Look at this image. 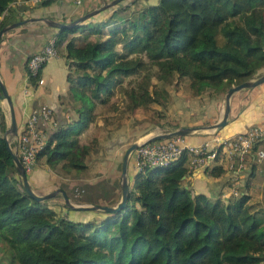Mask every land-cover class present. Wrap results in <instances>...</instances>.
Here are the masks:
<instances>
[{
    "label": "trees",
    "instance_id": "trees-1",
    "mask_svg": "<svg viewBox=\"0 0 264 264\" xmlns=\"http://www.w3.org/2000/svg\"><path fill=\"white\" fill-rule=\"evenodd\" d=\"M10 1L0 0V27ZM121 1L101 18L54 32L67 68L66 101L76 116L44 127L35 157L64 171L85 166L89 147L78 135L93 121L95 104L105 103L124 77L133 81L122 87L125 105L133 108L164 103L166 88L147 85L152 65L156 78L187 77L197 92L225 90L264 65V0ZM4 127L0 110V240L18 264H264V205L247 202L244 192L221 202L190 192L180 184L185 152L165 167L129 174L126 201L117 210L72 208L60 192L57 208L52 197L37 200L21 189ZM101 184H76L84 190L79 201L97 203L100 196L110 204L114 184L101 186L99 195L88 192Z\"/></svg>",
    "mask_w": 264,
    "mask_h": 264
},
{
    "label": "crops",
    "instance_id": "crops-1",
    "mask_svg": "<svg viewBox=\"0 0 264 264\" xmlns=\"http://www.w3.org/2000/svg\"><path fill=\"white\" fill-rule=\"evenodd\" d=\"M104 1L108 0H50L38 3L10 1L8 3L7 8L4 10V14L8 18L6 24L27 18L25 22L3 31L0 37V80L11 98L16 133L21 130L31 108L41 103L48 104L52 108L53 117L57 122H68L76 116L66 101L67 82L65 74L67 68L60 50H58L57 55L49 57L42 64L34 84H27L24 81L25 61L30 53L40 49L46 39L54 35L57 30V27L49 24L48 20H70L82 12L98 8ZM125 1L122 0L121 2L124 3ZM155 1L140 0L139 3L145 5ZM139 3L138 5H140ZM115 5L114 3L106 7H100L85 20L101 18ZM213 93L210 98L192 104L190 113L184 119L185 121H181L178 125H203L217 120L221 115L223 99L220 97L219 91ZM0 110L3 112L7 126L8 112L4 101H0ZM100 122L99 119L95 121L97 125H100ZM252 124H259L264 129V80L252 86L240 88L230 94L227 120L219 130L201 126L186 134L185 140L189 144H198L205 140L211 141L213 137L231 135L246 129ZM89 128L88 126L86 130ZM112 128L113 130L109 131L111 135L105 139L106 142H103L100 150L112 157L109 162L115 164L117 158L112 156L113 151L116 153H119L120 149L124 151L127 143H124L125 141L116 135L122 130L117 129L114 125ZM155 133L148 132L142 137H136L135 140H144ZM95 137L100 138L102 136L97 132ZM100 143H102V140ZM10 147L15 151L14 142L10 144ZM255 147L264 150V137L257 140ZM96 156L101 157L100 152ZM40 157L35 158L26 171L28 183L38 193L60 186L65 189V186L81 185L84 182L92 183L96 179V177H93V173L92 176L86 177L82 174L83 171L79 172L80 169L71 168L69 171H64L58 163L50 165L40 160ZM260 157H264V154ZM260 157L255 156L254 151H252L246 156L242 166H238L236 161L229 165L226 154L220 152L218 157L207 167L187 168L186 173L181 176L180 184L187 187L190 192H202L216 202L224 201L226 196H230L231 189H240L244 192L246 200L249 198L253 199L254 202L259 200L264 205V174L261 172L260 180L255 177V175L260 176V173L255 174L257 163H262L264 166V159L260 160ZM97 160V165L103 162L107 164L104 160L101 161L99 158ZM84 168H89L88 171H91L89 166L85 165ZM97 169L94 167L92 171L95 172ZM75 171L77 174L74 173ZM134 171L133 154L130 152L126 165L128 181H130L128 175H132ZM70 172H73V174ZM256 183L259 185L258 198H256ZM253 188L255 191H252ZM58 196L60 197L59 192L50 199L57 208L61 204ZM85 213L89 214L88 211ZM81 214L83 213L81 212Z\"/></svg>",
    "mask_w": 264,
    "mask_h": 264
},
{
    "label": "rangeland",
    "instance_id": "rangeland-1",
    "mask_svg": "<svg viewBox=\"0 0 264 264\" xmlns=\"http://www.w3.org/2000/svg\"><path fill=\"white\" fill-rule=\"evenodd\" d=\"M160 25L161 18H159L157 23L158 28ZM84 32L85 31H82L78 34L83 35ZM88 36L93 37L95 36V34H89ZM217 37L218 40H221L222 38L220 34H218ZM263 67L264 65L262 64L261 66L255 68L249 77H251L258 71L264 70ZM154 70L155 66H150V81L147 85L148 87H155L157 90L158 88H161V86H164L166 88L167 94L164 95L165 98H162L163 95L159 92V95H162L160 96V99L164 100L163 104H161L160 102L156 103L153 101L150 102L147 106L139 105L133 108H128L127 105H125V102L127 104V99L126 96L122 93V87L127 88L129 84H133V81L131 77L126 76L122 79L121 85L114 89L113 93L110 95V97L105 103L95 104L93 108V121L88 124L90 128L86 130V128L88 127L87 126L78 135L79 142H84L88 144L89 150L84 156V163H86L85 165L89 166L91 169V171H88L89 168L86 169L83 167L80 169L79 172L83 171L82 174L86 177L92 176L93 173V177H96V179L92 183L96 181L102 182V184L99 185L97 189L88 190V192H91V194L93 195H99L101 193V186L105 188V190H111L110 184H114V196L112 197L113 201L110 204L115 203L119 196V186L117 185V180L120 177V158L122 156L121 152H123L122 149H120L119 153L113 151L112 156H115V158L117 159L115 161V164H112L109 162L112 157H109L102 150H100V148H102L103 146V142H106L105 139L111 135L109 131L113 130L112 126L114 125L115 127H117V129L120 128L122 130V132H118L116 135L119 138L123 139L125 141L124 143H127L128 145L131 141H137L135 140L136 137H142L144 134H148V132L155 133L174 128L176 125L180 124L181 121H185L184 119L190 113V106L192 104H197L203 101L204 99L210 98V96L214 92V89L210 86H206L205 89L200 92H197L195 88L189 87V79L187 77L177 78L174 76L169 81L163 82V80L156 78V75H154ZM136 78L138 79L139 77L136 76ZM223 92L224 90L219 91V95L222 99ZM97 119L101 120L100 125H97L95 123ZM92 126L94 127L92 128ZM97 132H99V135H101L102 137H95ZM81 133L83 134L80 135ZM101 140L102 143H100ZM99 152L101 157L96 156V154H98ZM40 158V160L44 161V156H41ZM98 158L101 159V161L104 160L107 164H104L103 162L101 163L102 165H97ZM262 158L264 159V157H260V160ZM94 167L98 168L95 172L92 171ZM76 171L74 173L77 174ZM261 172H263L264 174V166L262 165V163L258 162L257 168L255 169V174L260 173V176L255 175L256 179H261ZM70 173L73 174V172ZM129 180H131V177L129 178ZM74 186L76 185H71L69 187L65 186L64 190L66 194L69 195V200L72 203H89L79 201V199L84 196V190L82 189L78 193H75ZM258 190L259 185L256 183V198H258ZM238 191H240V189H238ZM252 191H255V189L253 188ZM226 198L227 196L225 197V200ZM59 199L61 200V197H59ZM96 199L97 202L106 204V200L104 198L99 196ZM247 202H252L256 204V202H254L251 198H249ZM0 247V264H18L14 259H12L8 247L1 240Z\"/></svg>",
    "mask_w": 264,
    "mask_h": 264
},
{
    "label": "built area",
    "instance_id": "built-area-1",
    "mask_svg": "<svg viewBox=\"0 0 264 264\" xmlns=\"http://www.w3.org/2000/svg\"><path fill=\"white\" fill-rule=\"evenodd\" d=\"M17 3H38L45 0H12ZM50 1V0H47ZM58 53L54 35L49 36L40 49L30 53L25 62L24 81L30 83V77L37 74L42 64L51 56ZM57 120L53 117L52 108L41 103L31 108L20 131L14 135H4L10 145L15 144V152L27 171L35 160L36 151L45 141L44 127L54 129ZM264 137V129L259 124H252L242 131L223 137H213L211 141L189 144L184 134H173L163 138H152L138 141L132 149L133 167L135 171L144 172L151 167H165L175 160L181 152L187 155V168L197 166L207 167L220 154H226L229 165L236 161L242 166L246 156L254 151L260 157L264 154L261 148L253 147L254 143ZM75 193L81 191L74 186ZM232 194L241 193L237 189L230 190Z\"/></svg>",
    "mask_w": 264,
    "mask_h": 264
},
{
    "label": "water",
    "instance_id": "water-1",
    "mask_svg": "<svg viewBox=\"0 0 264 264\" xmlns=\"http://www.w3.org/2000/svg\"><path fill=\"white\" fill-rule=\"evenodd\" d=\"M119 0H108L104 1L100 7H106L111 4L116 3ZM98 8H92L90 10H87L85 12H82L78 14L77 16L71 18L70 20L67 21H61L58 19H50L48 20L49 24H52L53 26L56 27H62V26H70L76 22L83 21L87 17H89L92 13L96 12ZM27 20V18H22L19 20L12 21L8 24H4L0 27V37L3 31L7 30L10 27H13L14 25H18L20 23H23ZM264 80V70L258 71L255 74H253L251 77L244 78L238 82L231 83L229 84L223 93V106H222V111L220 117L215 120L214 122L203 124V125H190V124H182L175 126L172 129L166 130V131H161V132H156L155 134L149 136L146 139H152V138H163L167 137L169 135L173 134H187L201 126H205L207 128L215 129L217 130L220 128L223 124L226 123L227 120V114L229 110V96L233 91H236L240 88L243 87H248L252 86L254 84L259 83L260 81ZM0 101H4L6 104L7 112H8V124L5 126L2 135H14L16 134V123L14 119V112H13V107H12V102L9 94L7 93L4 84L0 80ZM6 142V148L11 156L12 162L14 164V167L16 169L17 175L19 177L20 181V187L23 189L28 195L34 197L37 200H43L46 198L53 197L57 192H60L62 195L63 201L65 204L72 208H91V209H102L104 211H114L119 209L125 204L126 201V196L129 188V181L126 177V165H127V159L128 155L130 154L131 150L136 147L137 141H131L126 148L124 149L122 156H121V161H120V177H119V196L115 203L113 204H105V203H72L68 196L65 194V192L60 188V187H55L51 190L45 191L38 193L34 191L30 184L28 183L27 177H26V171L24 170L22 163L20 162L16 152L10 147L8 142Z\"/></svg>",
    "mask_w": 264,
    "mask_h": 264
}]
</instances>
